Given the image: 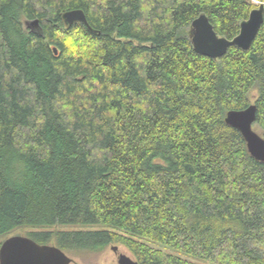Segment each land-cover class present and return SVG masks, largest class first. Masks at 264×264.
<instances>
[{
  "label": "trees",
  "instance_id": "16d2710c",
  "mask_svg": "<svg viewBox=\"0 0 264 264\" xmlns=\"http://www.w3.org/2000/svg\"><path fill=\"white\" fill-rule=\"evenodd\" d=\"M262 4L0 0V248L27 229L74 256L264 264V163L225 121L255 104L264 134V23L218 60L192 43L201 15L233 40Z\"/></svg>",
  "mask_w": 264,
  "mask_h": 264
},
{
  "label": "water",
  "instance_id": "95a60500",
  "mask_svg": "<svg viewBox=\"0 0 264 264\" xmlns=\"http://www.w3.org/2000/svg\"><path fill=\"white\" fill-rule=\"evenodd\" d=\"M69 26L82 23L89 27L87 16L83 10H73L63 15ZM264 23V4L251 12L248 20L241 24L240 34L233 40L219 37L207 15L203 14L192 24V43L195 51L205 57L218 60L224 57L231 47L244 51L250 50ZM33 32L43 35L39 20L26 22ZM59 54L57 48L54 49ZM257 105L252 104L243 110H232L227 113L226 124L238 130L246 141L250 155L264 163V137L255 131L257 121ZM111 249L118 255V264H139L132 256L122 253L118 245ZM73 259L55 245L40 244L34 239L17 235L8 238L0 248V264H72Z\"/></svg>",
  "mask_w": 264,
  "mask_h": 264
},
{
  "label": "rangeland",
  "instance_id": "374dc122",
  "mask_svg": "<svg viewBox=\"0 0 264 264\" xmlns=\"http://www.w3.org/2000/svg\"><path fill=\"white\" fill-rule=\"evenodd\" d=\"M256 4H259V1H254ZM253 94L252 96H254ZM254 129L258 132L261 136L264 137L263 132L254 125ZM93 229H101L98 226L90 227ZM27 229H20L18 230L13 236L17 235H26ZM120 250L122 253H126L131 255V253L122 245H119ZM68 255L73 259L72 264H118V255L111 249V247L107 248L105 251L101 253H82L79 256H74L68 253ZM199 262V261H197ZM201 264H207L204 262H200Z\"/></svg>",
  "mask_w": 264,
  "mask_h": 264
}]
</instances>
